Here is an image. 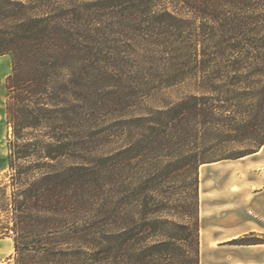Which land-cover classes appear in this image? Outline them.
<instances>
[{
	"label": "trees",
	"instance_id": "trees-1",
	"mask_svg": "<svg viewBox=\"0 0 264 264\" xmlns=\"http://www.w3.org/2000/svg\"><path fill=\"white\" fill-rule=\"evenodd\" d=\"M2 56L14 264H199V167L264 145V0H0Z\"/></svg>",
	"mask_w": 264,
	"mask_h": 264
},
{
	"label": "rangeland",
	"instance_id": "rangeland-1",
	"mask_svg": "<svg viewBox=\"0 0 264 264\" xmlns=\"http://www.w3.org/2000/svg\"><path fill=\"white\" fill-rule=\"evenodd\" d=\"M10 73V57H0V186L9 182L8 141L11 138L12 128L7 122L5 113L7 92L5 82ZM178 85L186 87L188 84ZM165 95L172 100L177 92L174 88H170L166 90ZM149 104L153 106L158 103L149 100ZM262 189H264V145L259 151L241 158L221 159L202 164L199 167V196L200 229L204 240L227 238L233 232L246 228L251 221L264 219V195L254 194L255 191ZM9 190L10 188H7V191ZM232 239L218 244L224 245L220 247L226 254L236 248L234 245L237 244L229 243ZM216 245L217 243L213 244ZM13 253L12 237L0 233V264H14ZM210 261L214 264L224 262L216 257H211Z\"/></svg>",
	"mask_w": 264,
	"mask_h": 264
},
{
	"label": "crops",
	"instance_id": "crops-1",
	"mask_svg": "<svg viewBox=\"0 0 264 264\" xmlns=\"http://www.w3.org/2000/svg\"><path fill=\"white\" fill-rule=\"evenodd\" d=\"M254 194L255 196L264 195V189L255 191ZM200 231L199 264H214L210 261L211 257L221 258V260L224 261L222 264H264V243L251 245H234L236 246V248L229 254H226L224 250L221 249L220 246L224 245H218L219 242L230 238H237V236L243 235L250 231L264 234V219L251 221V223L248 224L246 228L238 232H233L231 236L224 239L211 241L204 240L202 236V229H200ZM215 243H217V245L213 246V244Z\"/></svg>",
	"mask_w": 264,
	"mask_h": 264
}]
</instances>
